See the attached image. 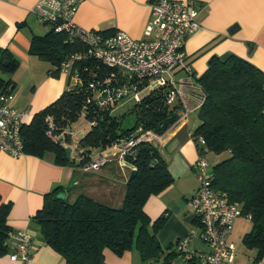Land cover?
Returning a JSON list of instances; mask_svg holds the SVG:
<instances>
[{"label":"trees","instance_id":"obj_1","mask_svg":"<svg viewBox=\"0 0 264 264\" xmlns=\"http://www.w3.org/2000/svg\"><path fill=\"white\" fill-rule=\"evenodd\" d=\"M80 48L79 43L67 41L64 32L49 29L43 36L32 38L29 51L54 66L52 72H58L66 56ZM93 62L87 63L88 69L92 65L98 68L86 72L84 82L112 71ZM17 64L10 53L0 49V74L12 73ZM197 81L205 98L197 109L199 120L191 132L192 139L199 153L203 145L198 144L197 139L202 137L207 152L227 154L211 166L212 186L226 192L230 200L239 202L241 215L249 216L251 229L242 241L247 248L255 250L253 262H256L264 256V72L235 55L225 59L212 57ZM68 84L54 102L21 126L25 153L38 156L52 153L55 163L72 168L70 183L58 185L47 193L41 209L33 217L44 242L61 255L66 264H106L105 249L117 256L135 249L142 262L162 256L163 264H174L172 260L180 259L179 253L176 250L165 253L157 238L164 218L152 221L144 211L148 197L173 180L157 146L147 141L138 143L133 158L126 159L129 167H118L129 169L118 205L99 201L84 192V178L89 177L86 174L89 171L82 168L91 149H103L133 137L139 132L138 128L158 134L166 131L178 116L179 102L166 103L167 86L145 91L129 112L135 116V125L124 129L121 118L112 114L113 108H102L88 101L93 92L85 85L69 88ZM13 87L10 79L0 75V94H10ZM82 110L91 127L79 139L84 153L82 159L77 160L66 156V147L61 141L46 135L47 118L53 121V133L62 132L68 139L71 126ZM78 169L83 173H78ZM59 193L64 197L57 198ZM7 211L8 205L0 204V254L8 253L5 241L13 229L6 223Z\"/></svg>","mask_w":264,"mask_h":264},{"label":"crops","instance_id":"obj_2","mask_svg":"<svg viewBox=\"0 0 264 264\" xmlns=\"http://www.w3.org/2000/svg\"><path fill=\"white\" fill-rule=\"evenodd\" d=\"M37 1L0 0V49L10 53L18 62L12 73L2 72L0 75L14 85L8 103L18 109H28L23 119L26 124L35 113L61 95L68 80L63 72H52L54 66L29 51L32 38L43 36L46 31L32 12ZM152 1L155 0H83L74 15V22L86 29L123 30L132 38H145L143 30ZM191 1L199 11L200 26L186 39L184 51L196 82L207 70L212 57L225 59L235 55L264 72V0ZM185 74L177 71L175 79ZM198 120V111L195 110L185 122L154 143L173 180L163 190L148 197L144 211L152 221L164 218L157 238L165 253L174 252L175 242L183 237L190 238L191 247L205 248L189 203L198 187L192 168L198 151L191 133ZM78 129L87 132L89 128L83 125ZM113 166L114 163L108 164L86 173L89 177L84 178L87 181L84 192L99 201L118 205L124 193L125 172L129 169L119 170L117 177ZM77 171L83 173L80 169ZM71 175L72 168L55 163L52 153L43 156L25 153L14 158L0 152V204L8 205L6 223L13 229L28 230L34 248L29 263L11 261L7 254H0V264H66L61 255L44 242L33 217L41 209L44 196L58 185L69 184ZM95 189L99 192L98 197ZM237 219L229 242L234 231L245 229V225H241L243 221ZM247 219L250 224L243 231L241 241L251 229V221ZM255 254L247 264H264V256L253 262ZM104 259L106 264H163L162 256L142 262L135 249L125 251L121 256L105 249ZM237 260L235 256L233 264ZM172 262L182 264L179 258Z\"/></svg>","mask_w":264,"mask_h":264},{"label":"built area","instance_id":"obj_3","mask_svg":"<svg viewBox=\"0 0 264 264\" xmlns=\"http://www.w3.org/2000/svg\"><path fill=\"white\" fill-rule=\"evenodd\" d=\"M82 1L38 0L32 9L46 30L62 31L67 41L81 45L79 50L67 55L60 66V71L68 76V87L85 85L93 92L88 101L102 108H114L119 99L127 95H133L137 101L141 93L167 86L166 103L178 101L180 104L181 110L176 120L163 133L139 131L137 135L121 139L103 149H91L82 169L97 171L112 160L120 167H129L126 159L133 158L138 143L161 141L204 102V91L194 79L184 51L186 39L200 26L199 11L191 0L152 1L143 30L145 38L135 39L123 30L103 33L78 26L74 22V15ZM93 61L112 71L101 78L84 82L85 73L98 68L92 65L94 68L88 69L90 65L87 63ZM177 71L186 74L176 80ZM95 73L91 74L95 76ZM8 97L9 94H0V152L16 158L25 154L21 126L29 111L10 105ZM80 116L86 119L84 110ZM47 120L46 135L52 140L61 141L74 159H82L84 149L79 146V139L84 134L82 129H70L66 139L62 132L54 134L53 121L51 118ZM86 125L88 127L91 122L87 120ZM197 141L203 145L202 152L197 150L198 156L192 164L198 188L189 203L199 226L198 236L205 248L191 247L190 238L183 237L175 242L176 251L183 264H233L235 252L229 237L235 219L241 215V206L239 202L230 200L226 192L212 186V167L205 157L208 150L202 137ZM5 246L11 261H31L34 248L28 230L9 231Z\"/></svg>","mask_w":264,"mask_h":264},{"label":"rangeland","instance_id":"obj_4","mask_svg":"<svg viewBox=\"0 0 264 264\" xmlns=\"http://www.w3.org/2000/svg\"><path fill=\"white\" fill-rule=\"evenodd\" d=\"M65 75L68 78L67 74H65ZM134 105H135V98L133 97V95H127V96L119 99V101L115 104V106H114V108L112 110V114L113 115L121 118L122 126H123L124 129L132 128L135 125V116L133 114L129 113ZM180 110H181V108H180ZM86 123H87V119H84L82 116H80L76 120V122H74L72 124L71 129L75 131V130H77L79 128V126L86 125ZM90 127H91V125L88 126V128H90ZM79 130H81V129H79ZM137 130L141 131V132H145V130L143 131L140 128H138ZM149 131H152V130H149ZM83 132H84L83 135H85V133H86L85 130ZM152 132H154V131H152ZM226 155H227L226 153H224V154H215L213 152H207L205 157H206L207 161L209 162L210 166H214L217 162H219L224 157H226ZM112 162L114 163L113 167H114V170H115V174L118 177L120 175L118 172L121 169L118 168L119 165L116 164L115 160H112ZM113 163L110 162L111 165ZM121 171H123V170H121ZM128 173H129V171L127 170L125 172V177H127ZM115 174H114V176H115ZM86 182L87 181H85L84 183H86ZM112 183H114V181H112ZM94 193L98 197V193L99 192H97V190H96ZM237 220H239L240 222L243 221L241 223V225H245V227H244L245 229L248 228V224H250V223H249L248 219L245 216H241L240 215V216H238ZM245 229H241V230L239 229L237 231H234L233 235H232V237L230 239V243H232V245L234 247V252H235L236 259H239V261L238 260L236 261V264H247L249 259L251 258V256L255 253L254 250H249L242 244L241 238H242V235H243V231Z\"/></svg>","mask_w":264,"mask_h":264},{"label":"water","instance_id":"obj_5","mask_svg":"<svg viewBox=\"0 0 264 264\" xmlns=\"http://www.w3.org/2000/svg\"><path fill=\"white\" fill-rule=\"evenodd\" d=\"M65 151H66V156L69 157V149L66 148ZM63 197H64V194L63 193L57 194V198H63Z\"/></svg>","mask_w":264,"mask_h":264}]
</instances>
